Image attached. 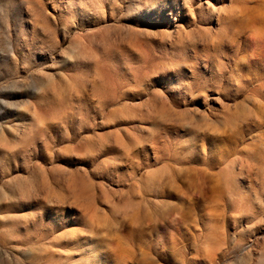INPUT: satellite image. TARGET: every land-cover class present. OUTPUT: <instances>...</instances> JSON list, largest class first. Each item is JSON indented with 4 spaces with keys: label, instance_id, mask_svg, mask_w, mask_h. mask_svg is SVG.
<instances>
[{
    "label": "rangeland",
    "instance_id": "rangeland-1",
    "mask_svg": "<svg viewBox=\"0 0 264 264\" xmlns=\"http://www.w3.org/2000/svg\"><path fill=\"white\" fill-rule=\"evenodd\" d=\"M0 264H264V0H0Z\"/></svg>",
    "mask_w": 264,
    "mask_h": 264
}]
</instances>
